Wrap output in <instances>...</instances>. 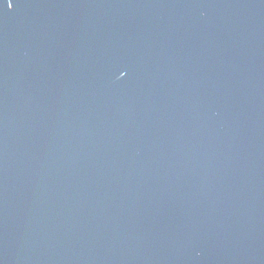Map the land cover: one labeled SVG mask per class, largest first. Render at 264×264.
<instances>
[{"label": "water", "instance_id": "obj_1", "mask_svg": "<svg viewBox=\"0 0 264 264\" xmlns=\"http://www.w3.org/2000/svg\"><path fill=\"white\" fill-rule=\"evenodd\" d=\"M0 0V264H264V0Z\"/></svg>", "mask_w": 264, "mask_h": 264}, {"label": "snow or ice", "instance_id": "obj_2", "mask_svg": "<svg viewBox=\"0 0 264 264\" xmlns=\"http://www.w3.org/2000/svg\"><path fill=\"white\" fill-rule=\"evenodd\" d=\"M7 7H8V8H12V7H13L12 0H8Z\"/></svg>", "mask_w": 264, "mask_h": 264}]
</instances>
